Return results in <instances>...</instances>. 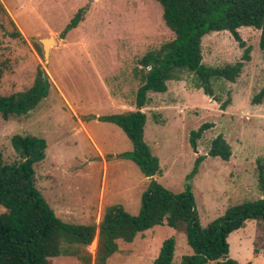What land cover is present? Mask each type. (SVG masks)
<instances>
[{"label":"rangeland","instance_id":"rangeland-1","mask_svg":"<svg viewBox=\"0 0 264 264\" xmlns=\"http://www.w3.org/2000/svg\"><path fill=\"white\" fill-rule=\"evenodd\" d=\"M0 96L29 88L38 69L49 79L48 96L26 116L0 115V152L6 163L17 159L14 135L45 139V159L35 166L36 187L64 222L98 225L114 205L138 215L141 197L154 180L174 194L187 185L202 227L232 206L263 198L258 169L264 167V58L260 30L241 27V48L228 31L210 32L201 41L202 64L218 68L242 63L234 82L210 78L205 94L197 76L176 71L164 92H149L145 105L135 102L146 69L141 60L174 39L155 0H0ZM78 26L61 38L72 17ZM18 32L20 37L11 33ZM52 38L46 63L41 39ZM249 49V59L243 54ZM224 106V107H223ZM140 110L146 115L143 140L157 158L160 173L145 177L119 155L132 144L109 115ZM204 130L191 142L192 132ZM222 136L230 146L227 161L209 156L211 142ZM203 157L190 180L196 158ZM176 241L173 264L191 254L185 236L162 225L118 241L107 264H153L164 240ZM229 257L238 264H264V222L249 220L228 238ZM96 238L88 247L94 257ZM52 264H81L60 256Z\"/></svg>","mask_w":264,"mask_h":264},{"label":"trees","instance_id":"trees-1","mask_svg":"<svg viewBox=\"0 0 264 264\" xmlns=\"http://www.w3.org/2000/svg\"><path fill=\"white\" fill-rule=\"evenodd\" d=\"M162 8V19L174 39L159 50L148 53L141 64L146 69L135 102L141 109L149 92H164L166 82L179 70L194 73L205 94L212 95L207 82L220 78L234 82L242 63L206 68L202 64L201 41L210 32L228 31L243 48L239 29L260 30L259 47L264 58V0H155ZM0 14L6 15L0 5ZM84 12L78 11L61 32L64 38L81 22ZM11 36L20 37L14 31ZM249 49L243 54L249 59ZM2 71H0V74ZM49 79L38 69L32 85L24 91L0 96V115L4 120L28 115L48 96ZM264 89L253 99L259 103ZM224 107V106H223ZM120 127L132 144V151L119 155L132 160L147 178L160 173L159 163L143 140L146 115L140 110L100 118ZM204 127L191 134L193 146ZM11 145L17 159L3 160L0 152V264H52L64 256L81 264H107L118 251V241L130 243L147 230L166 225L185 236L191 254L183 255L179 264H238L229 257L228 236L241 229L246 221L264 222V195L253 202L230 207L222 217L206 227L198 221L190 185L179 194L165 190L154 180L141 197L138 215L125 212L118 205L108 207L98 225L68 223L59 219L36 187L35 166L45 159V139L33 135H14ZM230 146L222 136L210 145L209 156L227 161ZM203 157L196 158L190 180L197 174ZM259 186L264 193V167L258 169ZM96 238L95 255L88 247ZM176 241H163L153 264H173ZM250 264V263H247Z\"/></svg>","mask_w":264,"mask_h":264},{"label":"water","instance_id":"water-1","mask_svg":"<svg viewBox=\"0 0 264 264\" xmlns=\"http://www.w3.org/2000/svg\"><path fill=\"white\" fill-rule=\"evenodd\" d=\"M53 42L52 38L49 39H41V44L43 48V53H44V60L47 63L48 58H49V46Z\"/></svg>","mask_w":264,"mask_h":264}]
</instances>
